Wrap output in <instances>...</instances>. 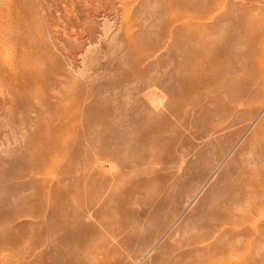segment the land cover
Here are the masks:
<instances>
[{"label": "rangeland", "instance_id": "1", "mask_svg": "<svg viewBox=\"0 0 264 264\" xmlns=\"http://www.w3.org/2000/svg\"><path fill=\"white\" fill-rule=\"evenodd\" d=\"M262 43L264 0H0V264H264Z\"/></svg>", "mask_w": 264, "mask_h": 264}, {"label": "bare ground", "instance_id": "2", "mask_svg": "<svg viewBox=\"0 0 264 264\" xmlns=\"http://www.w3.org/2000/svg\"><path fill=\"white\" fill-rule=\"evenodd\" d=\"M243 25H244V22H243ZM254 25L255 24H253V26ZM257 40H258L257 35L250 36V37L247 38V43L249 45L250 44H254L255 42H257ZM262 46L263 47L260 48L259 53H258V57L256 59L253 57V55H251V59L250 60L256 61V68L253 69V68L250 67V69L252 71H250V69H248V72H247V70L245 72H243V76H242L243 84L240 85V86H238L239 85L238 84L237 85L238 90L236 92H232L233 94L231 93L233 95V98H232L233 101L237 100L239 98V95L242 94L245 89H248L247 86L251 82V80H256L257 78H259L261 75L264 74V43H262ZM216 56H217V53L212 51V54H210L209 57H207L206 59H207V61L211 62L212 60H216L215 59ZM256 136H260L259 142L257 143V146H258L257 149H259V150H257V154L260 155L259 159H264V121H262V123L259 124L252 131V134L250 136V138H251L250 141L256 139L255 138ZM260 176H262V178H264V162H263L262 166L259 168L258 171H256V170L254 171V175L251 176V180L258 182V178ZM254 183H256V182H253V184ZM256 189H260V190L264 191V181L263 182H259Z\"/></svg>", "mask_w": 264, "mask_h": 264}]
</instances>
